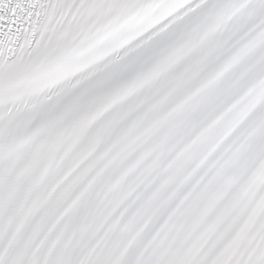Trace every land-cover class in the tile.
<instances>
[{"label":"snow or ice","instance_id":"snow-or-ice-1","mask_svg":"<svg viewBox=\"0 0 264 264\" xmlns=\"http://www.w3.org/2000/svg\"><path fill=\"white\" fill-rule=\"evenodd\" d=\"M0 264H264V0H0Z\"/></svg>","mask_w":264,"mask_h":264}]
</instances>
